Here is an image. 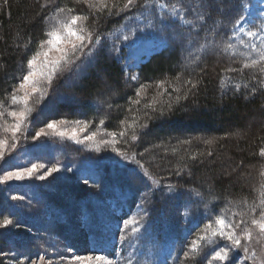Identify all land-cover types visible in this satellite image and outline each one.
<instances>
[{
	"label": "trees",
	"instance_id": "1",
	"mask_svg": "<svg viewBox=\"0 0 264 264\" xmlns=\"http://www.w3.org/2000/svg\"><path fill=\"white\" fill-rule=\"evenodd\" d=\"M174 1L134 0L128 6V0H0V112L10 106V95L27 74V60L42 51L40 42L48 38L49 19L57 11L67 18L81 17L77 29L99 37V43L91 54L86 48L75 66L62 64L51 87L45 80L40 83L43 99L37 92L29 101L34 109L32 127L69 118L95 131L115 133L110 143L98 145V151L97 146L57 137L36 142L39 148L30 149L28 160L60 161L58 165L72 170L74 179L42 189L30 183L0 184V216L32 231L0 233V256L6 248L24 259L42 254L54 222L62 225L56 235L76 253L103 255L112 264L130 260L132 264H251L241 249L227 248L226 261L216 258L214 253L230 242L211 237V229H205L221 215L234 223L245 222L237 229L239 235L242 228H252V219L260 218L264 198V182L255 176L264 172V120L253 124L236 144L241 145L242 157L233 151L229 138L242 133L247 120L257 115L264 119V90L249 92L250 84L260 86L259 76L239 64L240 58L212 54L200 43L202 31L215 33V25L207 26L208 19L217 15L210 9L211 0L199 3L208 11L205 17L201 10L193 17L186 4L185 20L164 14L179 36L173 37L171 29L160 32L167 45L139 65L135 80L123 67L126 48L119 55L113 52L116 30L154 2ZM189 35L195 39L185 52L193 54L184 64L179 43ZM224 79L239 87L225 84ZM34 135L18 137L13 151L21 152V145ZM226 148L230 159L215 160V154L220 157ZM227 161L236 169L244 162L254 176L247 181L226 176ZM47 188L55 193L63 190L66 199L51 203ZM9 195L25 204H12ZM40 212L50 226L37 225L35 216ZM200 233L206 238L194 250L192 241ZM186 254L189 258L184 260Z\"/></svg>",
	"mask_w": 264,
	"mask_h": 264
},
{
	"label": "rangeland",
	"instance_id": "2",
	"mask_svg": "<svg viewBox=\"0 0 264 264\" xmlns=\"http://www.w3.org/2000/svg\"><path fill=\"white\" fill-rule=\"evenodd\" d=\"M206 0H176L171 5H168L167 3L163 2H154L151 4L148 9L143 12V14L138 15L137 17L130 20L129 23L122 26L120 29L116 30L112 35V42H113V52L114 55L120 54V49L122 47L126 48V55L123 58V67L125 70L129 73L131 79L133 76H137L136 69L139 67V65L146 61L152 54L157 53L161 51L165 46L167 45V42L165 41L163 35H161L160 32L165 31L166 29H171V34L173 37H176L177 33L173 31V28H171V23L168 21V19L164 16L166 13L167 17L185 20L186 17L184 15L185 13V4L189 8V11L193 15V17L198 13L203 11L204 17L205 14L208 15V11L205 7L204 9H201V4L199 3H205ZM210 9L213 10L216 16L213 17V19H208L207 26H209V23L213 26L215 25V33L211 34H205L203 31L200 35V43L204 46V48L208 49L209 52L212 54L217 53H224L225 55L229 56L230 58H240V62L242 66L244 63H250L252 59H257L258 54L254 52L250 47L245 48L243 44H241L239 41L243 40L245 43L248 44H255L257 48L262 47L261 45V39L260 37L264 35V33L258 31L259 26L264 23V0H211ZM225 3V7L223 8L222 4ZM208 6V3H206ZM247 4L248 7L246 10H242V5ZM160 5H166L165 7H160ZM176 9V14L173 15L171 9ZM243 14L245 17L244 21H241L239 26H242L245 28L246 31H257V36L255 37H249L245 34V32H240L237 36H233V25L235 24L236 20L239 18V16ZM234 17V19H233ZM216 18V19H215ZM67 19L65 15H61L60 12H53L49 19V29L53 27V25L56 24L57 20ZM220 19H223L224 21H221ZM226 19V20H225ZM184 22V21H183ZM206 24V22H205ZM221 26V27H219ZM170 27V28H169ZM225 29L224 31H222ZM224 33V35H220L219 32ZM218 32V33H217ZM175 33V34H174ZM179 36V35H177ZM127 37V39H125ZM195 39L194 35H189L185 38L184 42L179 43L181 47V63L184 64L188 62L190 59V53L185 52L187 44L190 40ZM234 45V48H230L227 51H225V47L228 45ZM111 50V55L113 54ZM250 54V55H249ZM245 56V57H244ZM42 59V58H41ZM249 70L257 74L259 76V83L260 86L251 85L247 87L249 89V92L255 91V88H259L264 90V85H262L261 81H264V74L259 72V65L255 68H249ZM135 80V79H132ZM43 82V79H40V82L36 85L37 88L40 87V83ZM225 84H231L230 81L224 79ZM235 86V85H234ZM239 87L238 85L235 86ZM28 92L30 93L29 101L36 95V93L31 92V86L28 87ZM14 94V91L10 95V106L7 108V110L4 112L3 117H0V124H5L6 126H11L16 123V119L9 115L12 111H22L26 109H32L31 114L33 115L34 109L29 107V101L28 104L25 106L22 103H16L13 104L11 102V96ZM15 94L17 96H23L25 94L24 89H20L19 86L15 89ZM264 109V107H263ZM30 114L29 118L24 121L23 128L21 133H18V137H23L26 134L30 133H36L37 131H40V129H44L45 135H42L37 140H33L32 138L21 145V152L16 153L13 151V149L8 148L5 150V158L3 160H0V177H3L6 172L15 171L18 168H28L31 167L33 163L39 165H44V167H38L35 171L34 175L31 178H25L23 180H17L12 179L7 182H0V184H21V183H30V184H37L41 189L45 184L51 185L53 182L61 181V182H72L74 179V175L72 174V170H64L61 166H59V162H36V161H30L26 157L29 155L30 149L36 152V148H39L37 145L39 142H43V139H49V138H61L62 140H70L67 142L75 143V144H83V145H90L91 146H98L99 144H105L102 142L110 143V140L113 138V135L111 133H107L105 130H101L99 127L98 131H95L94 129L88 128L85 124L79 122L77 120L65 118V119H59L56 120L57 124L55 129H49L44 126H38L37 128H33L32 119L30 118L32 115ZM34 116V115H33ZM264 116V115H263ZM38 118V117H37ZM262 118H259V116H255L254 118L247 120L246 122V129L242 131V133H235L231 134L229 136L230 141H233V151L238 155L242 157V148L241 145L237 146L238 142L241 141V137L246 136L248 132H250L253 124L262 122ZM31 122V124H30ZM36 123V122H35ZM32 128V129H31ZM83 129V131H81ZM75 130V136L77 140H84L85 137L92 136L93 133H95V136L92 140L86 141L84 143H76L75 140L71 139V134ZM66 133V135L61 136L60 133ZM241 134V135H240ZM112 135V136H110ZM27 138V137H25ZM107 138L106 141L101 140ZM7 139L8 142H12L11 133H5L2 129L0 130V140ZM40 139V140H39ZM29 144V146H28ZM264 157V155H262ZM215 160L218 159H230V151L226 148L224 152L220 155V157L216 156L214 157ZM240 160V157H237V162ZM264 164V163H263ZM58 166L59 171L52 173L51 175L47 176L45 179L41 180L38 177L44 175V173L51 168L52 166ZM263 168V165H262ZM260 168V169H262ZM227 171V172H226ZM253 168L251 166L246 165L244 162L241 165V168L236 169L229 164L228 161L225 165V173H227L226 176L233 175L236 176L238 179H242L244 181H247L250 179L253 175L252 173ZM252 173V174H251ZM264 172H261L260 174L258 171L256 172L255 176L260 177L264 182ZM4 186V185H3ZM48 191H46L48 194L47 198L51 203H55L56 199H66V197L63 195L65 194L63 190L58 191L55 193V191H52L51 189L47 188ZM63 195V197H62ZM10 196V195H9ZM15 197V199H14ZM172 198V197H171ZM12 204H19L24 202V199L17 197V196H10ZM29 206H32L31 204H28ZM15 206V205H14ZM20 207V206H19ZM37 208V207H36ZM20 210V208H19ZM30 214H34L32 210H29ZM39 212V211H38ZM41 216V212L38 213L35 217ZM260 216V212L258 213L257 217ZM9 219L12 221L11 224L7 226L0 227V233L3 235L7 232H26L27 234H30V229L26 230L22 227L15 226V220L11 218H7L5 215L0 216V223L3 222L4 219ZM45 217H39V221H37V225L43 224L46 225L45 221L43 220ZM52 231L50 232L49 241L48 243H45L44 251L42 254H39L37 257L24 259L17 256V254H14L11 249L6 248L5 252L0 256V264H32V261H35L36 264H80L79 261L72 259L73 256H88L92 255L93 257L97 256L98 254L95 253H76L72 248L68 247L65 244V241H62L59 238V235L57 236L56 233L61 232L62 225H57L53 222L51 225ZM206 231L207 228L205 227ZM209 230V229H208ZM252 232V239L245 240L241 239V243L248 247L249 251L247 254L243 252V254L246 255L247 259L251 261V264H264V235H261L260 229L257 225H253L252 228H250ZM205 231V232H206ZM18 233V234H19ZM241 234V231H240ZM239 234V235H240ZM47 235V234H46ZM197 235V234H196ZM198 236H203V234H198ZM195 241V240H193ZM192 241V242H193ZM242 250V249H241ZM190 252V251H189ZM188 252V253H189ZM253 252H255V256H253ZM250 255V256H249ZM43 256L44 260H39V257ZM189 254H186L184 257V260L188 257ZM248 257H251L249 259ZM96 264H105L104 261H97ZM112 264V263H111Z\"/></svg>",
	"mask_w": 264,
	"mask_h": 264
},
{
	"label": "snow or ice",
	"instance_id": "3",
	"mask_svg": "<svg viewBox=\"0 0 264 264\" xmlns=\"http://www.w3.org/2000/svg\"><path fill=\"white\" fill-rule=\"evenodd\" d=\"M7 2V0H5ZM86 3L89 0H85ZM134 0H128V6L132 5ZM166 5H160V7H165ZM248 7L247 4L242 5V10H246ZM60 11H63L61 9ZM172 14H176V9H171ZM203 19V17H199ZM81 19L79 16H71L67 19L57 20L56 24L53 25L50 31L46 33L47 39L42 40L40 42V47L42 51H37L33 56H31L27 60V68L29 69L27 74H25L22 78V81L19 84L20 89H24L25 94L23 96H17L14 94L11 96V102L13 104L22 103L25 106L28 104L30 93L28 92V87L31 86L32 93H41V99H43V92L40 88H37L36 85L40 82V79L47 81L49 87L52 86L53 80L56 78L58 72L61 69L62 64H68L70 67L75 66L77 61L81 59L83 55H85V49L87 48V54L92 53V46L94 44L99 43V37H93L91 33L84 34L83 30L77 29L78 21ZM86 19V17L84 18ZM245 17L243 14L239 16L233 25V36H237L240 32H245V34L249 37L257 36V31H246L244 27L239 26L241 21H244ZM186 23L188 21H185ZM258 31L264 33V23H262ZM127 39V37H125ZM262 47L257 48L255 44H248L245 41L240 40L239 42L245 46V48H251L254 52L258 54L257 59H252L250 63H244V68H255L259 65V72L264 74V35L260 37ZM230 48H234V45L228 44L225 47V51ZM77 53H80V56H77ZM250 55V54H249ZM42 58V59H41ZM74 58V59H73ZM132 79H136L135 76ZM262 85H264V81H261ZM143 87V86H142ZM195 87V85H193ZM180 97H177L179 100ZM32 112V109H26L19 112L12 111L9 113L10 116L16 119V123L11 126H6L5 124H0V129H2L5 133H11L12 142L9 144L7 139L0 140V160L5 158V150L8 148L16 149L18 140L17 135L21 133L24 121L27 120ZM4 113L0 112V117H3ZM79 123V121L77 122ZM103 123V122H101ZM57 122L51 121L46 127L49 129H55ZM83 131V129L81 130ZM122 134V133H121ZM42 135H45L44 129H40L37 131L34 136H32L33 140H37ZM61 136L66 135V133L61 132ZM115 136V133L112 134ZM95 136V133L92 136L85 137L84 140H77L75 136V130H73L71 134V139L75 140L76 143H84L86 141H90ZM135 139V137H133ZM107 143V142H102ZM206 143H211V141H206ZM96 150H99L97 146ZM261 155H264V149H261ZM38 167H44V165H37L33 163L31 167L28 168H18L15 171L6 172L3 177H0V182H7L12 179L23 180L25 178H31ZM59 167L54 165L49 168L44 175L39 176L38 178L43 180L47 176L52 173L58 172ZM87 183V181H85ZM264 196V193H262ZM15 199V197H14ZM260 218L252 219L251 224L257 225L260 229L261 235H264V198L260 201ZM252 211H255V207L252 208ZM135 223V221H132ZM12 221L9 219H4L2 223H0V227L7 226L11 224ZM126 224L128 222H125ZM215 223L217 225L216 228L212 227V224ZM245 223L241 221L240 223H234L227 220L225 217L221 215H217L214 221H209L206 225V228L211 229V237L219 236L222 239H225L230 242L226 248L220 249L214 253V256L218 258L220 261H226L230 257V253L227 248H230L232 251H236L242 249L245 254L248 253L249 249L247 246L241 243V239L251 240L252 232L249 227H244L241 229V234L237 235V229L240 227V224ZM227 230V231H226ZM138 231L137 229H133V232ZM206 237L200 236L196 241L192 242L191 247L195 250L198 247L200 240H204ZM210 239V237H208ZM223 253V254H222ZM255 256V252L252 254ZM251 259V257H248ZM72 259H75L80 262V264H96L97 261H104L105 264H111V261L107 259V257L103 255H97L93 257L92 255L88 256H73ZM39 260L43 261L44 257L40 256ZM32 264H36L35 261H32ZM129 264H132L131 260Z\"/></svg>",
	"mask_w": 264,
	"mask_h": 264
}]
</instances>
